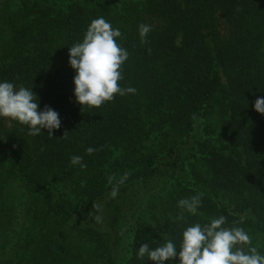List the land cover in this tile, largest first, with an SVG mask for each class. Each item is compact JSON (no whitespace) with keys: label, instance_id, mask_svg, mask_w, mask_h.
<instances>
[{"label":"trees","instance_id":"obj_1","mask_svg":"<svg viewBox=\"0 0 264 264\" xmlns=\"http://www.w3.org/2000/svg\"><path fill=\"white\" fill-rule=\"evenodd\" d=\"M99 17L129 53L118 83L137 91L81 110L68 49ZM142 23L152 28L144 44ZM4 81L32 88L61 126L31 136L0 118V264H155L138 258L141 244L172 240L179 252L188 226L221 215L264 255V114L254 109L264 97V0H0ZM156 178L158 205L135 219L118 260L113 203ZM197 194V214L175 220L177 202Z\"/></svg>","mask_w":264,"mask_h":264},{"label":"clouds","instance_id":"obj_2","mask_svg":"<svg viewBox=\"0 0 264 264\" xmlns=\"http://www.w3.org/2000/svg\"><path fill=\"white\" fill-rule=\"evenodd\" d=\"M151 30V25L148 24L142 23L138 26L142 44L147 43ZM121 37L122 33L118 28L114 29L110 22L99 17L91 21L82 42L69 47V64L76 73L73 77L74 95L81 110L85 107L99 108L114 100L116 95L136 93L135 88H122L118 83L123 79L122 68L129 56L128 51L117 43V38ZM37 101L38 97L32 88H17L11 82H0V118L27 126L31 136L39 135L42 129H46L51 137L53 130L61 126L59 114L47 105L40 111ZM254 109L264 114V97L255 100ZM61 137L67 139V131ZM94 151L96 150L91 147L86 149L89 155ZM70 162L72 165H80L81 168L86 167L80 156L73 155ZM128 175L129 173H125L113 184L109 198L118 196L119 185ZM113 180L114 177H109V184ZM177 206L181 212L175 220H183L185 211L196 215L201 206V196L197 194L180 199ZM93 208L100 209V205L93 204ZM95 219L97 222L102 221L100 216ZM226 222V217L221 215L210 223L188 226L182 233L179 252L172 240L155 249H150L147 243H143L139 247L138 258L147 256L155 264L171 262L177 256L179 264H264V255L259 253L257 247L252 246L249 234L242 227H224ZM244 246H248L247 251Z\"/></svg>","mask_w":264,"mask_h":264},{"label":"rangeland","instance_id":"obj_3","mask_svg":"<svg viewBox=\"0 0 264 264\" xmlns=\"http://www.w3.org/2000/svg\"><path fill=\"white\" fill-rule=\"evenodd\" d=\"M152 143L153 140H149L145 142V145L149 147ZM159 180L160 179L156 178L146 186L145 184L137 186L135 197L132 195L131 199L126 198L125 200L113 203L117 212L109 213V217L113 220L112 224L116 229L113 250L118 260L123 259L127 255L128 243L131 240L132 234L131 226L135 219L141 214L146 217L147 215H145L144 212L148 214L151 208L155 209L156 205H158V199L156 197L161 188L158 189L159 186H156ZM129 206L132 208H129ZM83 251L79 255V261H83L86 258L85 251Z\"/></svg>","mask_w":264,"mask_h":264}]
</instances>
